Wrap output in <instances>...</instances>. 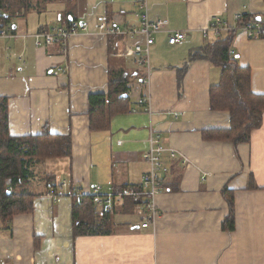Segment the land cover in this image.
I'll use <instances>...</instances> for the list:
<instances>
[{
  "label": "crops",
  "instance_id": "1",
  "mask_svg": "<svg viewBox=\"0 0 264 264\" xmlns=\"http://www.w3.org/2000/svg\"><path fill=\"white\" fill-rule=\"evenodd\" d=\"M144 9L150 21L167 19L166 29L187 30L171 46L165 33L155 34L148 63L122 53L143 44L142 36L95 32L101 20L140 27ZM239 13L263 18L264 0H23L13 9L6 23L15 36L0 37L8 132L69 134L71 155L35 162L20 188L37 195L32 211L0 221V264H264V111L246 142L205 137L230 127L229 112L209 106L220 69L206 59L187 62L191 51L224 37L222 31L204 39L200 31L220 18L233 28L229 52L250 69L251 91L264 95V37H248L237 26ZM72 21L88 31L66 43L34 45L30 35ZM111 76L128 78L136 104L130 99V111L90 131L88 97L106 93ZM150 134L175 152L163 153L169 169L155 196L156 221L143 228L144 198L117 193L140 190ZM67 185L81 195L96 185L118 195L108 233L73 236ZM227 195L233 229L222 227Z\"/></svg>",
  "mask_w": 264,
  "mask_h": 264
},
{
  "label": "trees",
  "instance_id": "2",
  "mask_svg": "<svg viewBox=\"0 0 264 264\" xmlns=\"http://www.w3.org/2000/svg\"><path fill=\"white\" fill-rule=\"evenodd\" d=\"M22 2L23 0H0V11L2 12L0 19L8 22L13 9L20 6ZM258 21H264V17L258 19L257 16L250 17L243 14V17L237 20V26L241 27L249 22ZM223 33H225L224 37L218 40L213 38L200 49L191 51L187 62L206 59L220 69L218 82L209 87V106L215 111L227 110L230 115V127L226 130L204 132V136L228 139L235 143L246 142L249 140L251 130L261 124L264 95L251 91L250 69L239 65L229 52L234 31ZM260 35L264 37V29ZM207 37L203 36L204 39ZM186 64L185 61V64L178 70H185ZM128 81V78L111 76L106 93L89 95L88 128L90 131L104 130L116 112L128 109L130 111ZM70 155L71 137L69 134L44 132L37 135H10L7 98L0 96V221L6 223L15 214L32 211L33 199L37 195L20 188L31 177L36 161L47 158H65ZM50 186L54 187L51 184ZM71 186H66L68 188L65 193L72 199L73 236L108 233L109 222L115 213L114 206V211H106L104 207L98 210L94 204V198L88 195L73 194ZM138 197L143 198L140 195L135 196V198ZM226 199L229 213L224 218L222 227L233 229V203L229 195ZM132 201L140 203V199H132Z\"/></svg>",
  "mask_w": 264,
  "mask_h": 264
},
{
  "label": "built area",
  "instance_id": "3",
  "mask_svg": "<svg viewBox=\"0 0 264 264\" xmlns=\"http://www.w3.org/2000/svg\"><path fill=\"white\" fill-rule=\"evenodd\" d=\"M2 12L0 11V17ZM243 17L242 13L236 15V19ZM168 24L167 19H159L156 21H150L147 17V11L144 9L142 15V21L140 27L123 28L117 24L108 23L105 20H101L97 24L95 32L102 36H123L130 39H134L137 36L144 38L143 44L135 42L131 47H127L125 51L126 55H142L141 62L148 63L149 61V47L154 42V35L158 33H165L167 36L168 45H176L183 41L187 35V30H169L166 29ZM242 30L247 31L248 37H256L261 34L264 29V22H249L244 26L239 27ZM233 28L230 27L225 21L220 18H212L208 25L200 29L202 35L207 37L210 33L217 36L222 31H229ZM88 31V26L78 21H72L66 28L52 27L49 29L41 30L37 33L30 35L34 39V45L36 47L41 45H50L52 43H66L68 39L75 34L84 33ZM11 33V27L5 21L0 19V37H13ZM232 55L233 52L230 51ZM61 70V69H59ZM139 102H142L140 100ZM168 151L171 155L174 154L173 149H168L160 143V140L156 134H150L149 145L146 153V161L149 164V169L141 176L140 190L124 191L117 193L121 195L143 196V206L148 214L146 221L141 226L146 228L150 225H154L157 217V207L155 203V196L163 189L165 176L168 173L169 167L163 161V153ZM65 185V184H63ZM82 192V195H88L94 198V204L96 207L103 206L106 211H112L114 205V197L118 196L113 192H102L101 185L93 186L90 190ZM73 193L81 195L77 188H73ZM56 195H54V198Z\"/></svg>",
  "mask_w": 264,
  "mask_h": 264
},
{
  "label": "rangeland",
  "instance_id": "4",
  "mask_svg": "<svg viewBox=\"0 0 264 264\" xmlns=\"http://www.w3.org/2000/svg\"><path fill=\"white\" fill-rule=\"evenodd\" d=\"M130 99L132 101V104H136V93L135 92H129Z\"/></svg>",
  "mask_w": 264,
  "mask_h": 264
},
{
  "label": "water",
  "instance_id": "5",
  "mask_svg": "<svg viewBox=\"0 0 264 264\" xmlns=\"http://www.w3.org/2000/svg\"><path fill=\"white\" fill-rule=\"evenodd\" d=\"M124 96H126V95H124Z\"/></svg>",
  "mask_w": 264,
  "mask_h": 264
}]
</instances>
